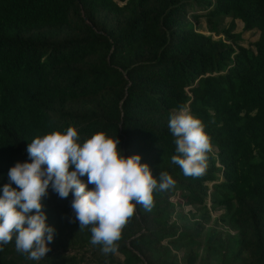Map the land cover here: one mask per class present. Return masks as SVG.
Returning a JSON list of instances; mask_svg holds the SVG:
<instances>
[{"label":"trees","instance_id":"obj_1","mask_svg":"<svg viewBox=\"0 0 264 264\" xmlns=\"http://www.w3.org/2000/svg\"><path fill=\"white\" fill-rule=\"evenodd\" d=\"M234 19L256 30L248 45ZM181 105L213 145L199 178L171 159L168 121ZM68 127L81 144L117 136L123 155L176 184L154 190L150 211L137 204L114 254L80 231L72 194L50 185L51 251L29 260L13 237L0 264H264V0H0V195L9 169L30 162L29 143Z\"/></svg>","mask_w":264,"mask_h":264},{"label":"clouds","instance_id":"obj_2","mask_svg":"<svg viewBox=\"0 0 264 264\" xmlns=\"http://www.w3.org/2000/svg\"><path fill=\"white\" fill-rule=\"evenodd\" d=\"M168 127L177 153L172 162L186 177L203 176L207 154L213 150L203 122L188 105H181L171 111ZM79 140L74 127L37 136L27 147L30 162H17L9 169L10 182L0 195V251L13 237L15 250L29 260L40 261L51 251L55 229L46 223L42 210L50 185L62 199L72 194L80 231L89 228L91 243L101 245L104 254H114L137 204L150 211L154 190L166 191L176 184L167 172L159 173L158 182L149 165L141 163V155H123L117 136L101 131L82 144Z\"/></svg>","mask_w":264,"mask_h":264},{"label":"rangeland","instance_id":"obj_3","mask_svg":"<svg viewBox=\"0 0 264 264\" xmlns=\"http://www.w3.org/2000/svg\"><path fill=\"white\" fill-rule=\"evenodd\" d=\"M189 12H192V11L189 10L187 12V14H189ZM229 19H230V16L224 15L223 18H222L221 24H226ZM195 27H196V29L204 31V32L207 33L206 25H205L203 16L199 17L198 23L195 24ZM232 31L239 32L240 38L238 39V42L242 43L244 45H248L249 42H251L253 39L256 38V34H257L255 29L243 30L241 28V22H240L239 19H234V26L232 27ZM210 33L213 34L214 37H217L218 35H221L220 33H218V35H215L214 32H212V31ZM207 185H208V190H209L211 188L210 182H207ZM172 199L174 200L175 198L172 197ZM205 205L206 206L209 205V199L207 197H206V200H205ZM182 206L184 208V214L187 217H189L190 219H193L194 217H197V216H194V217L191 216L190 217V213L194 210L193 206L188 205V204L182 205ZM220 212H221V207H217L214 210H209V214H211V217L212 216H216ZM190 222H191V220H190Z\"/></svg>","mask_w":264,"mask_h":264}]
</instances>
